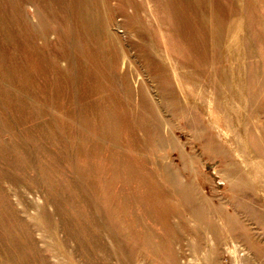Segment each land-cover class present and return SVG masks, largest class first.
I'll return each instance as SVG.
<instances>
[{
	"label": "rangeland",
	"instance_id": "rangeland-1",
	"mask_svg": "<svg viewBox=\"0 0 264 264\" xmlns=\"http://www.w3.org/2000/svg\"><path fill=\"white\" fill-rule=\"evenodd\" d=\"M0 264H264V0H0Z\"/></svg>",
	"mask_w": 264,
	"mask_h": 264
}]
</instances>
